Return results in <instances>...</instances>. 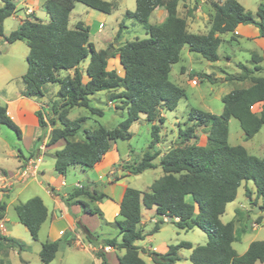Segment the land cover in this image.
<instances>
[{
    "label": "trees",
    "instance_id": "trees-1",
    "mask_svg": "<svg viewBox=\"0 0 264 264\" xmlns=\"http://www.w3.org/2000/svg\"><path fill=\"white\" fill-rule=\"evenodd\" d=\"M0 1V36L7 43L22 40L28 47L26 71L20 76L23 85L21 95L39 97L44 93V85H58L55 93L57 101L50 104L51 115L44 116L41 109L35 111L42 132L34 142L36 145L41 141L48 125L51 130L47 146L63 142L53 155L57 174L64 175L71 167L93 168L110 149L112 142L131 137L129 128L141 115L151 123V139L141 159L123 164L122 169L136 175L159 166L162 175L152 181L148 190L125 188L117 217L112 222L121 238L98 240L85 226L77 224L85 239L96 247L94 254L100 259V264H110L101 250L103 246L124 250L117 257L118 264H147L139 256L140 248L135 245V241L145 237L138 226L141 206L146 209L155 207V215L160 217L151 232L157 231L160 223L164 222L162 217L167 216L178 229L199 228L207 237L205 244L180 241L168 245L164 253L148 251V256L156 264H173L180 260L181 248L190 250L192 264H254L264 261V240L251 241L242 254L232 247V243L239 239L235 228L238 209L234 219L225 223L220 220L226 204L236 198L242 182H253L254 199L247 187L244 190L250 198L251 207L257 204L258 198L264 199V153L259 157L249 153L241 144L231 145L228 142V121L231 117L238 120L245 140L253 137L264 125V76L257 73L260 70L258 63L263 57L253 53L255 65L248 68L239 64L240 72L228 78L248 81L249 84L233 88L222 96L219 115L191 108L187 116L189 124L178 128L177 142L165 151L157 164L154 162L160 154L155 147L160 142L161 127L156 122L162 124L164 121L161 110H174L178 101L185 97L184 89L169 79L171 66L179 61L183 46L213 62L219 59L220 35L233 33L239 24L254 25L259 37L264 38V0L258 3L254 13L246 10L237 0L212 2L206 33L188 31L185 17L177 15L178 3L182 0H135L134 10H126L124 17L139 23L146 37L121 41V28L124 27L121 20L111 42L99 49L90 39L88 25L77 21L73 28L68 26L69 14L75 2L109 14L116 6L111 1L45 0L43 8L48 15L47 21L35 16L25 18L8 35L3 34V21L15 11L17 0ZM159 6L166 11L163 21L149 23L152 10ZM115 57H118L123 69L122 75L107 67L108 60ZM86 60V66L80 69V64ZM68 70L73 73L61 75L62 71ZM193 73L196 72L191 70L188 74L191 76ZM83 74L86 75L85 81ZM195 75L210 79L207 73ZM102 91H107L110 102L120 103L116 108L126 112L116 127L106 128L98 124L90 129L82 126L87 116L68 118L69 110L74 107H83L91 114L101 115L102 111L91 105L90 96ZM257 102H261L262 108L259 113H254L251 107ZM2 124L20 137L21 131L7 114L5 105H0ZM197 127L207 129L203 145L194 142ZM2 191L3 197H6L8 193ZM79 196H86L90 201L107 197L102 192L82 187L74 188L67 198ZM74 203L80 204L84 212L101 214L100 210L89 208L84 201L75 200ZM258 207L264 211V204ZM5 208V201L0 198V218H3ZM14 211L19 223L36 240L39 228L47 217V209L40 197L33 196L15 204ZM256 222L260 223V218ZM73 240V233L67 231L56 240L43 242L39 251L41 263L48 264L59 248L70 245ZM0 246L22 250L24 243L17 238L2 236Z\"/></svg>",
    "mask_w": 264,
    "mask_h": 264
},
{
    "label": "rangeland",
    "instance_id": "rangeland-1",
    "mask_svg": "<svg viewBox=\"0 0 264 264\" xmlns=\"http://www.w3.org/2000/svg\"><path fill=\"white\" fill-rule=\"evenodd\" d=\"M116 1L118 0H113V3H117ZM237 1L246 10L254 13L258 3L261 0ZM205 2H210V4L205 5ZM212 2L214 1L205 0L204 2H200L198 0V2H195L193 0L192 4L194 5L193 8L202 4L201 7H204V11L201 10V15L205 19L207 16L205 15L206 10H212ZM190 5H188L187 8L185 2H180L178 9L179 15L185 17V19H188V17H190L193 12V8H191ZM134 8L135 0H123V2L120 3L117 8H114L109 14H105L95 9L88 8L82 3L75 2V8L72 10L70 16V24L77 20L87 22L89 24L88 26L91 35V41H93L97 46L101 45L102 38L104 37L112 35L113 39V36L117 32L121 20H123L124 24V27L121 28V38H124L125 40H132L136 37H146L145 30L139 23L133 19L124 17V13L127 9L133 11ZM203 18L201 17L200 30L196 31L195 33H206L207 30L204 29L205 24L203 23L206 22L207 25V23H209V18L207 20L205 19L206 21ZM149 22L156 23L153 19H149ZM15 26V20H13L11 17L6 18L3 24V34L5 33L4 35H8L10 30ZM220 38L222 41L217 50L219 60L213 62L208 61L200 54L190 52L187 46H183L179 61L172 64L169 79L184 89L185 97L178 101V104L174 110H163L164 121L162 124L156 122L157 125L161 126L159 131L161 142H164L167 145H172L177 142L178 128H184L189 124L187 121V116L188 111L191 108L200 109L219 115L222 111V96L233 88L243 87L244 85L249 84L248 81L239 82L228 78L231 75L238 74L240 72L238 63L243 64L248 68H252L255 65L252 59V52L255 51L257 54L262 55L264 53V47L259 45L256 41L237 37L232 32L221 34ZM0 52V102L2 103L1 96L13 97L16 92H18L20 87H23L20 81V76L26 71H24V69L26 66V55L28 53V48L24 41L7 43L2 39L0 40ZM113 66L114 67L111 69H117V73L122 75V70L116 61ZM262 69L263 71L259 70L257 73L264 76V66ZM191 70L196 73H207L209 74L210 79L200 78L199 76L195 75L196 73H193V75L190 76L187 71ZM47 85H49L50 88L54 90L55 88L58 89V85L55 83H50ZM54 98L56 97L54 96ZM119 104V102H110L107 91H102L91 102L92 106H95L102 111L101 115L91 114L88 109L83 107H74L69 110L67 116L69 119H74L78 116H87V119L82 125L86 128L91 129L98 124H101L106 128H114L126 115L124 109L121 110L115 107ZM150 128L151 123L146 121L145 117L141 115L139 120L132 123L130 126L129 131L131 133V137L129 139H117L112 142L113 144H116V147L114 148L117 149L116 154L121 157H126L129 155L131 160L127 161V163L139 161L142 157V153L147 149L148 142L151 139ZM38 130L40 133L42 132L41 128ZM228 130L229 143L233 145H245L248 147V151L255 155L264 151V125L257 134L248 140L244 139L243 131L235 117L231 118L228 122ZM27 131H31L30 126L27 128ZM206 132V128L197 127V138L194 142L199 143L200 141H204ZM80 133L81 132L78 134ZM19 151H21L25 156L29 154L28 150L26 149L25 142L21 143L16 133L7 125H0V166L6 169H11L12 165L16 163L15 155ZM111 156V153H108L106 154L105 159H108ZM48 159V157H45V160ZM155 168L146 169L142 173L131 175L127 180L128 186L134 187L141 191L148 190V187L152 181L162 175L161 168L159 166ZM80 170L81 169L79 168H69L65 176L67 183L80 184L81 186L90 189L86 176ZM83 171L90 174L89 176L92 175L93 178H96V174L90 172L89 169H83ZM5 177H9L7 172H5ZM29 179L27 178V180ZM32 184L34 187L37 186L35 182ZM14 185L15 186H13V188L16 187L15 191L6 199L3 198L6 203V227L9 231V235L21 240L24 243V247L21 251H17V249H12L9 251L8 259L10 260L11 264H42L39 258V251L41 247V241L43 240V234L41 233L37 240H33L30 237L26 227L17 221L16 213L13 209L14 203L25 201L27 197H29L28 195L31 193L25 191L18 193L21 185L16 186V183ZM74 188L78 189L75 187V185ZM244 196L243 188L239 189V196L235 203L233 205H229L221 216V220L223 222L232 220L234 207L238 204V201L241 200L243 203L247 205L249 204L245 198L246 196ZM143 212L144 218L146 219L144 230L146 233H149L152 231L153 226L158 221V217L155 216V213H151L149 211ZM59 214V211H57V215ZM262 214L264 215V212H262ZM248 215L255 219L256 214L254 213L253 208L249 210ZM149 217H152L154 220H149ZM99 218V216L95 215V217L92 218V221L97 222L98 225H100V227L103 229H108ZM162 219L164 220V218ZM251 221L252 220L246 219L241 220L236 224L235 228L239 235V239L234 241L232 245L238 253H243L246 245H248L251 241L264 239V221L258 223V227L255 229H251ZM159 227L160 228L157 231L151 233L152 237L150 238L151 244L153 246L159 247L163 246V244H177L180 241H189L192 244H204L207 240L206 234L199 228L181 230L168 220H164V222L160 223ZM147 240L148 239L146 236L142 240H138V245L140 248L150 245ZM69 250V254L71 256L64 253H58L54 260L49 264H60L61 262L59 259L62 256L64 257L63 264H92V259L89 253L74 248H70ZM7 253L8 250L1 251L0 258L6 259ZM179 253L183 254L182 258L180 256V262L186 260V264H192L189 260L190 250L182 248L180 249ZM140 254L145 261H147L149 264H152V262L148 260L146 253L141 251ZM109 255L113 259L112 256L114 253H110Z\"/></svg>",
    "mask_w": 264,
    "mask_h": 264
},
{
    "label": "crops",
    "instance_id": "crops-1",
    "mask_svg": "<svg viewBox=\"0 0 264 264\" xmlns=\"http://www.w3.org/2000/svg\"><path fill=\"white\" fill-rule=\"evenodd\" d=\"M44 1L45 0H17L15 2V11L12 13L11 16H9L13 20L16 21V26L13 27L10 31L16 29L18 27V25L25 18H29L32 16H35V17L41 19L42 21H47L48 15L43 8ZM192 1L193 0H182L180 2H185L187 5V8H188V5L191 4L190 7L193 8L194 5L192 4ZM194 1L198 2V0H194ZM199 1L204 2L205 0H199ZM210 1L222 2L223 0H210ZM111 2H113V0H111ZM116 2L117 3H114L116 5L115 8H117L119 6V4L123 2V0H118ZM179 3L177 6V15H179V13H178ZM1 4L2 3L0 1V5ZM204 4L208 5V4H210V2H205ZM201 5L193 8L192 15L190 17H188V19H186L187 29L190 32L195 33L196 31L200 30V28H201V23H200L201 17L203 18V16L201 15V10L204 11V7H201ZM74 8H75V4H74L73 9ZM28 10H30L31 12L28 13ZM127 10H129V9H127ZM38 11H40V12H38ZM211 12H212V10H206V13H205V15H207L205 18L206 20L209 18L208 15ZM71 13H72V11L69 14L68 26L70 28H73L75 23L77 21H81V20L74 21L72 24H70ZM165 15H166L165 9L161 6H159V7H155L152 10V12L149 16V19H153L156 23H160L161 21H163ZM181 17H183V16H181ZM3 24H4V21H3ZM83 24L89 25L87 22H83ZM152 24H155V23H152ZM203 24H205L204 29L208 31L209 23H207V25H206V22H204ZM243 27H246V28H243ZM3 32H4V30H3ZM233 34L237 37H240V38H246L249 40L256 41L259 45H262V47H264V38L259 37L257 28L252 24H245V25L239 24V25H237ZM2 39H3V36H0V40H2ZM90 39H91V35H90ZM111 40H112V35L102 38V43L100 46H97L93 41L92 42H93L95 48L99 49V48H104L109 42H111ZM121 40L124 41L125 39L121 38ZM17 41H22V40H17ZM17 41H15L13 43H16ZM252 53H256V52L253 51ZM257 55L264 58V53L262 55H259V54H257ZM115 61L119 65V67L121 68L122 74H123V69H122V67L118 61V57L111 58L108 60V66H107L108 69H111L114 67L113 64L115 63ZM86 64H87V60L80 64V69H83L86 66ZM239 64L240 63H238V66H239ZM258 65L260 66V70L263 71L262 68L264 66V59L262 61H260V63H258ZM26 67H27V63H26L24 71L26 70ZM116 71H118V70L116 69ZM187 72L189 73L190 71H187ZM67 73L72 74L73 71L72 70L62 71L61 75H64ZM82 77H83V81H85L86 75L83 74ZM247 85H244L243 87H246ZM22 89H23V87L21 86L20 89L18 90V92H16V94L13 97L1 96L2 103L0 102V105L6 106L7 114L18 125V127L21 131V135L18 139H19V141H21V143L25 142L26 149L28 150L29 154L27 156H25L22 154L21 151H19L15 155L16 163L14 165H12L11 169H6V168L0 166V175L5 174V172H7V174L9 175L8 180L9 181L11 180V185H10L11 189L10 188L9 189L8 188L0 189V198L6 199L10 194H12L16 189V187L13 188V186H15L14 185L15 183H16V186L21 185L18 193L23 192V191L31 193L30 195H28L29 197H27V199H29L33 196L40 197V199L42 200L43 204L45 205V207L47 209V217H46L45 221L41 224L39 231H38V235H37V239H38V237L41 235V233L43 234V240L41 241V245L43 242H45L47 240L53 241V240L60 238L67 231L70 233L72 232L74 235V240L72 241V243L68 246H64V247L59 248V250H57V252L55 253L54 258L58 255V253H64V254L70 255L69 249L74 248V249H77L80 251H85V252L89 253L91 256V259H92V264H100V259L97 258L94 254V250L96 247H94L91 243H89L85 239L81 229L79 227H77V224L80 223L83 226H85L88 230H90L92 232V234H94L98 238V240H101L103 238H111V237H117L118 239L121 238L120 235L118 234V229L112 224V222L117 217L118 210H119V202L122 199L125 188L128 186L127 180L131 176V174H128L127 172L124 171V169H122V165L126 164L127 161H130L131 159H130L129 155H127L126 157H121V156L117 155L116 154L117 149H114L116 147L115 146L116 144L112 143L110 149L103 155L102 159L98 163H96L93 166V168L89 169L90 172L96 174V178H93L92 175L89 176L90 174L83 171L82 168L72 167L74 169H76V168L81 169L80 171L82 173H84V175L86 176V179L89 182L90 189H87L84 186H82L83 188H85L89 191L96 190L97 192H100V193L102 192L107 197H104L100 200H93V201L88 200V198L86 196H79V197L68 199L67 198L68 194L71 191H73L74 185L76 187V184L75 183L74 184H68L66 181V178H65L66 174L60 175L54 171V156L53 155H54V152L56 150H58L62 147L63 142L59 141L54 145L47 146L49 132L51 130V126L48 125L47 128L44 130V135H42L41 141L38 142L36 145L34 144L35 139L37 137H39L41 134L38 130L39 126L37 123L35 111L38 109H41L43 111L44 116H47V115L50 116L51 115L50 104L52 101H57V98H54L55 93L57 91L56 90L57 88H55V90H54V89L50 88L49 85L46 84L45 87L43 88L44 93L42 96L31 97V98L21 95ZM50 92H51V94H50ZM99 93L100 92L90 96L91 102L97 95H99ZM261 108H262L261 102H257L251 107V110L254 113H259ZM161 115L162 116L164 115L163 110H161ZM44 118L46 120V117H44ZM231 118H233V117H231ZM230 119H229V121H230ZM29 126H30L31 131H27V128ZM204 137H205V140L200 141L197 144H201V145L205 144L206 135ZM228 142H229V130H228ZM231 145H233V144H231ZM40 146H44V153L41 155V161H40V164L38 166L39 168H38L37 175L25 176V177H21L20 175H18V169L23 164H26V162L30 158L38 155V151H39L38 149L40 148ZM170 146L171 145H169V144L167 145L161 141L156 145L155 149L160 151V154L154 160V162L156 164L158 163L160 157L165 153V151ZM243 146L247 149V151L249 150L248 147H246L245 145H243ZM108 153H111L112 156L108 159H105L106 154H108ZM263 153H264V151L260 152L256 156L260 157L263 155ZM253 155H255V154H253ZM45 157H48L49 159L45 160ZM115 169H116V172H115ZM150 169H152V168H150ZM155 169H157V168H155ZM27 178L28 179L30 178V179L27 180ZM23 180H25V181H23ZM33 182L36 183V185H37L36 187H34V185L32 184ZM245 187H247L251 191V195H252L251 198L252 199L255 198L253 182L252 181L242 182L241 185L239 186L238 190H237L236 198L233 201L226 204L225 211L229 205H233L235 203L236 199L239 196V189L243 188V193H244ZM2 190H4L5 192L8 193V195L6 197H3V191ZM10 191H11V193H10ZM244 195H245V193H244ZM245 198L247 199V202L249 203L250 198H248L247 196ZM261 199L262 198H258L256 200L258 203L256 205L259 206V205L264 204V199L263 200H261ZM75 200H81V201L86 202L89 208H97L98 210L101 211V214L84 212L81 209L80 204L74 203ZM17 203H19V202H17ZM17 203L13 204V209H14V205ZM253 206L251 207L250 204L247 205V204L243 203V201H241V200L238 201V204L234 207V214H233V218H232V219L235 218V209H238L239 210L238 220L235 222V227H236V224L241 220L249 219V220H252L251 221V223H252V222H256L257 218H260V222L264 221V215L262 214V212H264V211H259L258 213H255L256 214V216H255L256 220L251 218L248 215L249 210L251 208H253ZM5 211H6V208H5ZM57 211H59V213H60L59 215H57ZM143 211H149L151 213H155V207H152L150 209H146L143 206H141V208H140L141 220H140V223L138 226L143 231V233H145V236L148 239L147 241L150 243V245L140 248V246L138 245V240L135 241V245H137L140 248L139 256L141 257V254H140L141 251L146 253L147 256H148V251H157L159 253H164L167 250V246H168L167 244H163V246H159V247L153 246L151 244V238L150 237H152V235H151L152 232L146 233L144 230L146 219L144 218V212ZM95 215L100 217L99 219H101V221L105 224V227L108 229H103L102 227H100V225H98L97 222L92 221L93 220L92 218L95 217ZM221 216H222V214L220 215V220H221ZM156 217H158V216H156ZM159 218L160 217H158V220H159ZM162 218H164V220H168L167 216H163ZM0 219L5 222V226H6L5 213H4L3 218H0ZM149 220H154V219L152 217H149ZM168 221L171 222V218ZM223 223H225V222H223ZM257 227L258 226L251 228V229H255ZM3 236L11 237L9 235V231L7 230V227H6V231H5ZM13 238H15V237H13ZM259 240H264V239H259ZM248 245H246L244 252L247 249ZM232 247H233V245H232ZM12 249H17V251H21L18 248H7L5 246H0V252L8 250L6 259L0 258V264H11L10 260L8 259V254H9V251H11ZM101 250H103L105 252V256H106V258L110 264H118L117 257H118V255H122L124 252L123 249H114L113 247H111L108 250H104L101 247ZM110 253H114V255L112 256L113 259L110 257V255H109ZM179 254H180L179 256H181V258H182L183 254L182 253H179ZM238 254H242V253H238ZM54 258L52 259V261L54 260ZM147 258L149 261L152 262V264H156L151 260V258L149 256ZM59 261L61 262L60 264H63L64 257L62 256L59 259ZM145 262L147 264H149L147 261H145ZM173 264H186V260H184L183 262H180V260H178ZM254 264H264V261L263 262L256 261Z\"/></svg>",
    "mask_w": 264,
    "mask_h": 264
},
{
    "label": "built area",
    "instance_id": "built-area-1",
    "mask_svg": "<svg viewBox=\"0 0 264 264\" xmlns=\"http://www.w3.org/2000/svg\"><path fill=\"white\" fill-rule=\"evenodd\" d=\"M31 11L28 10V13H30ZM38 155L35 157L30 158L26 164H24L23 166H21L18 169V175H20L21 177H25V176H35L38 173V166L40 164L41 161V155L44 153V146H40V148L38 149ZM7 179V180H6ZM11 182L8 180L7 177H5V174L0 175V189H4V188H10ZM77 188H82V186L80 184H76ZM252 228L258 226L257 222H252L251 223ZM6 231V226H5V222L3 220L0 219V237H2L4 235ZM104 250H108L111 247L110 246H104L102 247Z\"/></svg>",
    "mask_w": 264,
    "mask_h": 264
},
{
    "label": "water",
    "instance_id": "water-1",
    "mask_svg": "<svg viewBox=\"0 0 264 264\" xmlns=\"http://www.w3.org/2000/svg\"><path fill=\"white\" fill-rule=\"evenodd\" d=\"M250 200V199H249ZM253 211L254 213H258L260 211V208L257 205L253 206ZM170 219V217H168V220Z\"/></svg>",
    "mask_w": 264,
    "mask_h": 264
}]
</instances>
